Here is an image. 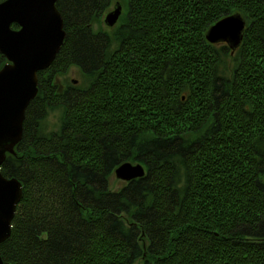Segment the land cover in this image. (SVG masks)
I'll use <instances>...</instances> for the list:
<instances>
[{
	"label": "trees",
	"instance_id": "obj_1",
	"mask_svg": "<svg viewBox=\"0 0 264 264\" xmlns=\"http://www.w3.org/2000/svg\"><path fill=\"white\" fill-rule=\"evenodd\" d=\"M123 1L112 32L91 26L114 0L56 1L65 38L1 165L23 188L4 264H264L263 3ZM232 11L233 54L204 38ZM71 66L85 80L61 89ZM131 159L145 175L110 190Z\"/></svg>",
	"mask_w": 264,
	"mask_h": 264
},
{
	"label": "water",
	"instance_id": "obj_2",
	"mask_svg": "<svg viewBox=\"0 0 264 264\" xmlns=\"http://www.w3.org/2000/svg\"><path fill=\"white\" fill-rule=\"evenodd\" d=\"M56 1H0V53L6 58L0 67V244L11 234V220L23 195L21 181L3 175L1 165L22 139L25 110L39 91L37 73L51 65L66 35ZM261 2L264 5V0ZM122 12L116 0L103 21L113 27ZM246 27V17L234 11L210 25L204 38L210 44L225 43L233 54L244 39ZM113 173L121 181H131L146 171L140 161H122ZM0 264H4L1 255Z\"/></svg>",
	"mask_w": 264,
	"mask_h": 264
},
{
	"label": "rangeland",
	"instance_id": "obj_3",
	"mask_svg": "<svg viewBox=\"0 0 264 264\" xmlns=\"http://www.w3.org/2000/svg\"><path fill=\"white\" fill-rule=\"evenodd\" d=\"M116 0H114L115 2ZM121 5H122V14L119 16L118 20H117V23L113 26V27H108L105 22L103 21L104 19V15L109 11V9H111L114 5V2L112 3V5H110V7L107 9L106 12L103 13L102 16H100L99 18H97L95 21H93V25L91 26L92 27V30L94 31H108V32H112L115 27L119 24H121L122 22H124L125 20V12H126V9H125V2L123 0H119ZM234 12V11H232ZM219 44H222V43H219ZM227 60V67L228 65L229 66H232L231 65V60L228 59V58H225ZM222 67H218V70H220ZM73 79H76V82H72ZM85 80V77L80 73L79 69L77 66H71L69 67L65 73H63V75H59L56 77V81H57V85L60 86L61 89H63L66 85H68L70 82H72V84H79V85H82L83 82ZM63 116V111L59 108V107H53L51 109L48 110V113L46 115V117L43 119V122H44V125L47 127V129H57L59 124H60V120ZM130 161L131 163H135L137 162V160L135 159H131V160H128ZM113 173V172H112ZM125 182H128V181H121L119 179H117L115 177V174L113 173L109 179V188L110 190H117L119 188L122 187V185L125 184ZM142 240H143V246L146 245V241L147 239L142 237ZM147 258H139L137 261H136V264L137 262H140L141 264H148L146 263L147 261Z\"/></svg>",
	"mask_w": 264,
	"mask_h": 264
},
{
	"label": "flooded vegetation",
	"instance_id": "obj_4",
	"mask_svg": "<svg viewBox=\"0 0 264 264\" xmlns=\"http://www.w3.org/2000/svg\"><path fill=\"white\" fill-rule=\"evenodd\" d=\"M1 67V66H0Z\"/></svg>",
	"mask_w": 264,
	"mask_h": 264
}]
</instances>
